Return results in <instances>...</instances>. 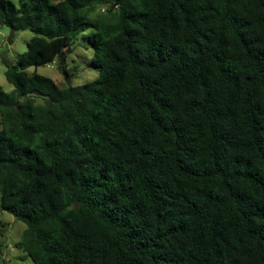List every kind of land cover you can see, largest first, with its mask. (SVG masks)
<instances>
[{
	"label": "trees",
	"instance_id": "1",
	"mask_svg": "<svg viewBox=\"0 0 264 264\" xmlns=\"http://www.w3.org/2000/svg\"><path fill=\"white\" fill-rule=\"evenodd\" d=\"M0 24L32 32L3 70L0 208L33 264H264V0H0ZM81 26L95 77L26 71L68 75Z\"/></svg>",
	"mask_w": 264,
	"mask_h": 264
},
{
	"label": "rangeland",
	"instance_id": "2",
	"mask_svg": "<svg viewBox=\"0 0 264 264\" xmlns=\"http://www.w3.org/2000/svg\"><path fill=\"white\" fill-rule=\"evenodd\" d=\"M12 1L16 3V0ZM100 11V6H96L90 14ZM89 30L88 26H81L71 32V49L62 57V62L64 60L65 67L70 72L68 75L57 68L54 60L29 65L25 68L26 71L47 75L60 85L78 84L92 79L97 75V68L90 62L92 48L86 37ZM9 31V26L0 24V87L7 92L13 91V85L3 74L5 63L16 62L19 53L25 49V42L32 35L29 29H15L8 42ZM37 101L41 102L42 99L37 98ZM24 227L23 221L0 208V264H33L26 251L14 245L20 239Z\"/></svg>",
	"mask_w": 264,
	"mask_h": 264
},
{
	"label": "water",
	"instance_id": "3",
	"mask_svg": "<svg viewBox=\"0 0 264 264\" xmlns=\"http://www.w3.org/2000/svg\"><path fill=\"white\" fill-rule=\"evenodd\" d=\"M9 29H10V31H9V34L7 36V41L8 42L10 41V36L12 35L13 31L15 30L13 27H9ZM61 62H62V55L60 54L58 63L60 64ZM31 92H33V93H39V91L37 89L31 90Z\"/></svg>",
	"mask_w": 264,
	"mask_h": 264
},
{
	"label": "built area",
	"instance_id": "4",
	"mask_svg": "<svg viewBox=\"0 0 264 264\" xmlns=\"http://www.w3.org/2000/svg\"><path fill=\"white\" fill-rule=\"evenodd\" d=\"M100 9H101V11L104 10V5L100 6ZM52 60L55 61V59H52ZM52 60H51V61H52Z\"/></svg>",
	"mask_w": 264,
	"mask_h": 264
}]
</instances>
